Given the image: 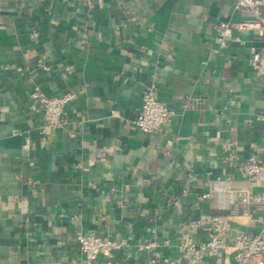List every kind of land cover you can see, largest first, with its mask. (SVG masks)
I'll list each match as a JSON object with an SVG mask.
<instances>
[{
    "label": "crops",
    "instance_id": "0c3cea01",
    "mask_svg": "<svg viewBox=\"0 0 264 264\" xmlns=\"http://www.w3.org/2000/svg\"><path fill=\"white\" fill-rule=\"evenodd\" d=\"M233 3L0 0V264H85L78 234L121 241L111 264H187L181 234L205 240L189 223L223 211L217 177L264 191L239 171L264 162V36L235 30L213 51L215 25L244 17ZM34 86L74 92L60 128L41 132ZM145 89L173 110L149 133ZM260 226L241 218L229 237Z\"/></svg>",
    "mask_w": 264,
    "mask_h": 264
},
{
    "label": "built area",
    "instance_id": "2783aa9c",
    "mask_svg": "<svg viewBox=\"0 0 264 264\" xmlns=\"http://www.w3.org/2000/svg\"><path fill=\"white\" fill-rule=\"evenodd\" d=\"M233 6L241 10L244 17L237 21L221 20L215 25V52L223 48L227 40H238L234 36L235 30H252L264 36V0H234ZM252 61L257 71L264 72V56L254 53ZM74 95V92L67 91L47 96L38 86H34L29 97L31 106L41 109V132L46 133L63 125L65 106ZM172 114L173 110L160 101L151 89H145L135 123L141 131L149 133ZM24 144L27 146L29 140L26 139ZM262 150L264 152V147ZM239 171L250 184L264 186V162L255 153L239 165ZM211 190L215 191L218 207L223 211L189 223L191 227H202L209 231L205 240L195 241L186 231L181 234L178 250L187 264H200L204 255L220 259L224 264H264V191L256 193L247 186H233L228 179L220 177L216 178ZM203 196L209 197L210 192H205ZM251 207L258 209L259 213L253 215ZM241 218L258 222L261 226L254 232L235 229L229 237L233 223ZM77 241L85 264H96L99 255L106 258V264H111L113 253L122 247L121 241L108 236L78 234ZM155 245L154 240L137 243L140 250H151Z\"/></svg>",
    "mask_w": 264,
    "mask_h": 264
}]
</instances>
